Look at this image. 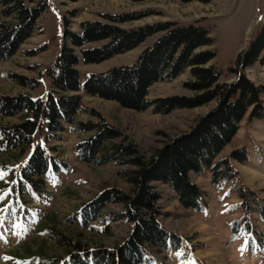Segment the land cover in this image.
<instances>
[{"label":"trees","instance_id":"1","mask_svg":"<svg viewBox=\"0 0 264 264\" xmlns=\"http://www.w3.org/2000/svg\"><path fill=\"white\" fill-rule=\"evenodd\" d=\"M76 2L77 0H69ZM211 3L213 0H177ZM48 0H0V15L11 17L12 22L0 23V62L13 57L19 47L30 38L37 20L47 9ZM144 13L104 15L97 21L79 23L80 33L68 30L65 19L63 45L54 63L48 66L50 86L45 101L29 94L0 97V117L20 115L13 125H0V154L24 149L42 125L46 126V142L60 140L68 130L72 134L85 135L73 146L80 162L104 165L115 163L130 169L123 172L131 185L126 194L117 189L103 191L80 211L84 222L95 221L109 203L122 207L113 215L114 220L131 224L129 237L113 249L98 247L89 250L62 234L52 237L60 246L67 248V259L62 264H147L148 247H160L166 251L170 243L176 250L181 239L167 231L159 221L162 212L157 205L160 196L152 183L168 186L179 204L200 213L206 205L205 194L191 181L190 174H210V183L218 191L228 188V196L235 193L236 205L244 216L233 221L230 227L233 239L251 231L248 223L250 213L256 212L264 224V205L241 181L232 164H246L247 149L242 148L229 156L216 160L223 148L238 130L246 112L251 108L248 121H264L261 95L264 87H257L242 73L256 62L264 63V25L256 39L236 58L229 69L236 76L231 83H220L221 72L214 65L216 54L208 29L197 23L179 25L175 22L145 25L125 30L119 25L137 21L152 15ZM74 16V13H71ZM160 34L155 42L144 49L137 60L126 66L114 67L107 72L90 74L80 86V61L85 65L99 64L116 55L137 48L148 37ZM100 47L83 48L86 44L100 43ZM76 49H79L77 54ZM189 69L191 79L185 88L195 93L190 97H171L148 100L149 89L159 82H171ZM6 77L22 88L35 87L37 80L15 74ZM80 92L85 96L114 101L122 108L142 112L149 108L157 114H168L175 109H193L217 100L216 107L200 117L191 130L157 150L145 159L132 142L122 133L108 125L99 113L82 107ZM88 112L99 121L79 122L75 117ZM57 147L36 146L21 171L19 184L24 192L31 188L44 191L47 182L61 172H67L69 164L54 154ZM252 203V205H251ZM110 226L100 229L108 235ZM259 246L264 250V235L260 234ZM28 254L33 252L27 250Z\"/></svg>","mask_w":264,"mask_h":264},{"label":"rangeland","instance_id":"2","mask_svg":"<svg viewBox=\"0 0 264 264\" xmlns=\"http://www.w3.org/2000/svg\"><path fill=\"white\" fill-rule=\"evenodd\" d=\"M147 11L153 14L119 27L129 30L165 22L179 25L197 23L210 32L212 49L216 54L214 65L221 72L219 81L227 84L236 80L229 69L234 66L237 56L256 39L264 25V0H213L208 4L196 1L183 4L177 0H48L47 9L37 20L30 38L13 57L0 62V97L26 93L32 98L45 101L50 86L47 68L61 52L65 19L68 20V30L80 33L81 22L97 21L106 14ZM71 13H74L73 17ZM12 21L11 17L0 15V23ZM159 36L148 37L134 50L99 64L85 65L80 61V86L90 74H100L114 67L133 64L141 52ZM102 44H86L83 48L100 47ZM76 52L79 54V49ZM261 56H264V51ZM242 73L255 86L264 87V63L256 62ZM6 74L34 79L38 84L22 88L12 83ZM190 79L189 69H186L171 82L154 84L148 91L147 99L192 98L195 93L184 85ZM80 94L82 107L99 113L108 125L122 133L127 142H132L145 159L152 157L170 140L189 132L200 117L217 105V100H213L201 107L157 114L152 108L138 112L122 108L114 101L85 96L82 92ZM261 100L264 106V94ZM250 110L216 160L246 148L248 162L240 164L233 161L232 164L242 184L264 205V121L249 122ZM19 117H0V125L16 124ZM75 119L79 122L99 121L88 112L79 113ZM46 135V126L42 125L35 131L23 153L12 151L0 154V172L6 173L0 179V197H3L0 199V209H3L0 211V217L3 218L0 223V264H62L67 259V248L54 241V234L79 241L84 249L87 247L91 250L100 246L113 249L122 244L131 232V224L113 219L114 214L123 210L119 205L109 203L95 221L84 222V218L79 216L84 206L105 190L113 188L129 194L131 185L124 178L123 172L130 167L115 163L96 166L80 162L73 146L85 135L72 134L66 130L60 140L47 142ZM46 145L57 147L54 154L66 161L69 169L52 177L44 191L37 192L29 188L25 193L19 184L22 168L36 146ZM251 172L259 177L249 183ZM190 179L205 194L206 205L200 213L183 208L168 186L152 183L160 196L157 202L162 212L160 223L181 239L179 250L174 249L170 243L165 252L160 247H148L147 251L154 264H193V261L195 264H264V250L259 246L260 234L264 235V224L258 214L252 212L247 216L252 228L249 233L230 239L232 222L244 216L243 210L236 206L239 198L235 193L228 196L227 186L222 189L223 192L216 190L210 183L207 171L200 175L191 173ZM106 225L110 226V230L108 235H103L100 229ZM198 227H206L208 230L204 232ZM27 250L33 253L28 254Z\"/></svg>","mask_w":264,"mask_h":264},{"label":"bare ground","instance_id":"3","mask_svg":"<svg viewBox=\"0 0 264 264\" xmlns=\"http://www.w3.org/2000/svg\"><path fill=\"white\" fill-rule=\"evenodd\" d=\"M257 176L259 177V175H256L254 172H251V174L248 176V182L252 183V181H254V179H256V178L258 179ZM198 228L200 229V227H198ZM200 230L206 232V230H208V228L206 229V227H202Z\"/></svg>","mask_w":264,"mask_h":264},{"label":"snow or ice","instance_id":"4","mask_svg":"<svg viewBox=\"0 0 264 264\" xmlns=\"http://www.w3.org/2000/svg\"><path fill=\"white\" fill-rule=\"evenodd\" d=\"M4 175H6V173L0 172V179H3ZM13 183H15V181H13ZM225 195H227V194H225ZM0 199H3V197H0ZM222 199H223V197H222ZM0 211H3V209H0ZM8 211L11 212V209H8ZM2 222H3V218L0 217V223H2ZM246 243H247V241H246ZM241 251H243V249H241ZM5 259H7V258H5ZM193 264H195L194 261H193Z\"/></svg>","mask_w":264,"mask_h":264},{"label":"crops","instance_id":"5","mask_svg":"<svg viewBox=\"0 0 264 264\" xmlns=\"http://www.w3.org/2000/svg\"><path fill=\"white\" fill-rule=\"evenodd\" d=\"M224 190H220V192H223ZM226 196V195H225ZM230 239H232V237H230ZM233 240V239H232ZM148 262H147V264H154L155 262H154V260L151 258V254L149 253V256H148Z\"/></svg>","mask_w":264,"mask_h":264}]
</instances>
